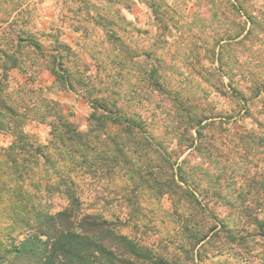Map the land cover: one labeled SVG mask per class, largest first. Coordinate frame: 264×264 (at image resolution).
I'll use <instances>...</instances> for the list:
<instances>
[{
    "label": "trees",
    "instance_id": "trees-1",
    "mask_svg": "<svg viewBox=\"0 0 264 264\" xmlns=\"http://www.w3.org/2000/svg\"><path fill=\"white\" fill-rule=\"evenodd\" d=\"M247 21L253 24L255 19L248 15ZM59 47L57 64L45 66L61 90H73L63 64L64 56L73 50L66 44ZM1 54L8 61L0 78V131L10 134L11 140L0 147V264H182L190 259L188 253L206 245L220 249L228 245L238 259L264 255V217L260 215L264 120L257 118L261 133L235 130L230 134L233 147L224 153L217 142L225 129L214 120L221 115L214 116L192 102L182 109L183 127L174 131L179 144L215 164L222 163L216 180L232 179L226 186H231L229 196L220 188L209 192L227 208L226 214L217 216L184 168L186 158L178 160V152L163 148L139 117L123 112L107 94L92 98L87 91L82 94L90 107L85 131L67 118L57 100L47 96L17 104L6 91L8 71L16 68L26 73L27 67L17 57ZM217 60L219 80L222 83L223 75L229 78L232 96L242 103L243 113L249 115L251 98L260 97L264 116V80L250 79L243 88L235 86V74L221 51ZM239 75L242 81L250 78ZM150 76H155L154 70ZM155 83L158 89L163 87ZM79 84L85 88L87 81ZM218 91L224 94L222 88ZM30 118L48 124L44 142L25 129ZM228 154L243 164L230 173L225 170ZM164 195L170 197L169 214L177 229L171 236H161L155 250L136 231L142 227L147 232L151 227L152 218L142 205L144 197ZM168 243L182 249L185 257L167 253Z\"/></svg>",
    "mask_w": 264,
    "mask_h": 264
},
{
    "label": "rangeland",
    "instance_id": "rangeland-1",
    "mask_svg": "<svg viewBox=\"0 0 264 264\" xmlns=\"http://www.w3.org/2000/svg\"><path fill=\"white\" fill-rule=\"evenodd\" d=\"M248 15L255 24L247 21ZM60 44L73 50L63 61L73 90H61L45 66L57 64ZM219 51L231 65L235 86L243 88L250 79L264 80V0H0V78L8 61L2 52L27 67L23 74L8 71L6 91L11 100L20 105L41 96L57 100L67 118L85 131L90 107L82 94L90 92L92 98L107 94L123 112L139 117L163 148L178 152V160L186 158L184 168L217 216L226 214L227 208L209 192L220 188L229 196L231 186H226L232 179L216 180L222 163L179 144L174 131L183 127L182 109L192 102L221 115L214 120L225 129L217 142L224 153L233 147L230 134L235 130L261 133L257 118L264 120L260 97L251 98L250 114L245 115L242 103L232 96L229 78L223 75L222 83L219 80ZM152 70L155 76L151 77ZM239 74L250 78L242 81ZM155 80L163 85L161 89ZM81 81H87L85 88ZM38 120L27 119L24 127L44 142L49 126ZM10 140V134L0 131V147ZM236 159L228 154L227 173L243 165ZM142 205L152 218L151 227L147 232L138 227L136 236L156 250L159 238L177 229L169 214L172 203L168 195L146 196ZM260 215L264 217V207ZM175 240L179 242V236ZM166 246L167 253L185 257L173 243ZM233 251L228 245L221 249L206 245L188 253L190 259L182 264H264L262 254L245 260L235 258Z\"/></svg>",
    "mask_w": 264,
    "mask_h": 264
},
{
    "label": "crops",
    "instance_id": "crops-1",
    "mask_svg": "<svg viewBox=\"0 0 264 264\" xmlns=\"http://www.w3.org/2000/svg\"><path fill=\"white\" fill-rule=\"evenodd\" d=\"M13 73H16V74H21L22 72H20L18 69L16 68H12L10 69V74H13ZM23 74V73H22Z\"/></svg>",
    "mask_w": 264,
    "mask_h": 264
}]
</instances>
